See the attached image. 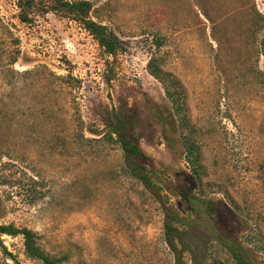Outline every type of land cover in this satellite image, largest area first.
<instances>
[{
    "label": "rangeland",
    "instance_id": "1",
    "mask_svg": "<svg viewBox=\"0 0 264 264\" xmlns=\"http://www.w3.org/2000/svg\"><path fill=\"white\" fill-rule=\"evenodd\" d=\"M53 1L36 0L25 22L19 0H0V224L35 230L64 264H234L207 208L197 216L173 192L200 187L181 139L153 116L169 110L148 71L159 55L185 89L213 218L264 264V0H90L92 18L123 41L109 58ZM120 108L136 118L157 195L124 174L120 143L103 137ZM168 223L183 231L179 256ZM2 241L0 264H45L26 255L22 235Z\"/></svg>",
    "mask_w": 264,
    "mask_h": 264
},
{
    "label": "trees",
    "instance_id": "2",
    "mask_svg": "<svg viewBox=\"0 0 264 264\" xmlns=\"http://www.w3.org/2000/svg\"><path fill=\"white\" fill-rule=\"evenodd\" d=\"M36 0H19L21 8V17L23 21H29V8L35 4ZM50 9L55 13H60L70 19H73L82 25L95 37L100 44L105 54L109 57L115 56L119 50L122 49L123 41L120 36L107 24L96 21L92 18L91 14L94 10V4L90 0H54L50 5ZM259 16L262 15L259 13ZM264 25V23H263ZM18 56L12 60V64L17 61ZM110 63V60H108ZM148 71L154 76L164 87L166 96L169 100V110L167 114L162 113L159 109L153 112V116L158 120L160 125L163 126L166 135L176 134L179 136L184 148L185 160L190 165L192 175L194 176L200 189L199 192L185 183H179L174 186L173 192L180 196V198L187 203L191 212L195 215H201L202 207H206L209 213V220L213 222L214 241L223 252L227 254L228 260H232L234 264H256L250 260L246 251L239 240L233 235L225 234L221 231L220 225L213 218L215 206L212 198L204 197L201 191L203 190L204 177L207 176L206 168L203 164V157L201 145L195 135L188 110L186 106V93L183 85L177 77L170 71L165 70L163 67V60L159 55H153L148 62ZM166 113V112H165ZM135 116L126 111L125 108H120L108 114V119L105 120L107 128L106 138L115 139L120 143L122 156L124 159L123 171L128 177H132L139 181L147 190L157 195L162 190L161 182L158 181L157 171L155 168H150L152 158L142 149L137 142ZM84 140H90L82 136ZM170 144L173 145L171 140L173 138L168 136ZM169 217L174 215L169 214ZM178 217V215H177ZM179 218V217H178ZM180 219V218H179ZM167 240L173 252L179 256L180 244L182 240L183 231L173 223H168ZM22 235L25 240L26 255L32 259H38L45 264H64L68 260L66 255L51 256L48 254L39 242V234L27 227H18L15 224H0V245L4 250H7L2 241V236ZM210 246V245H209ZM186 250L193 254V250L186 247ZM212 261L208 264H226L223 260L211 257ZM179 264H185L179 260ZM194 264H202L198 260Z\"/></svg>",
    "mask_w": 264,
    "mask_h": 264
}]
</instances>
